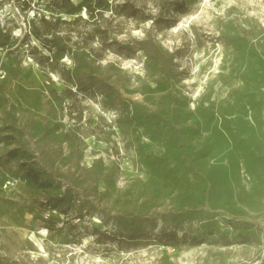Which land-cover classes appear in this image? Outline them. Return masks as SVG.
Masks as SVG:
<instances>
[{
	"label": "rangeland",
	"instance_id": "1",
	"mask_svg": "<svg viewBox=\"0 0 264 264\" xmlns=\"http://www.w3.org/2000/svg\"><path fill=\"white\" fill-rule=\"evenodd\" d=\"M0 264H264V0H0Z\"/></svg>",
	"mask_w": 264,
	"mask_h": 264
},
{
	"label": "bare ground",
	"instance_id": "2",
	"mask_svg": "<svg viewBox=\"0 0 264 264\" xmlns=\"http://www.w3.org/2000/svg\"><path fill=\"white\" fill-rule=\"evenodd\" d=\"M202 10V9H201ZM218 60H216V62H217Z\"/></svg>",
	"mask_w": 264,
	"mask_h": 264
},
{
	"label": "trees",
	"instance_id": "3",
	"mask_svg": "<svg viewBox=\"0 0 264 264\" xmlns=\"http://www.w3.org/2000/svg\"><path fill=\"white\" fill-rule=\"evenodd\" d=\"M176 9H179L178 7Z\"/></svg>",
	"mask_w": 264,
	"mask_h": 264
}]
</instances>
